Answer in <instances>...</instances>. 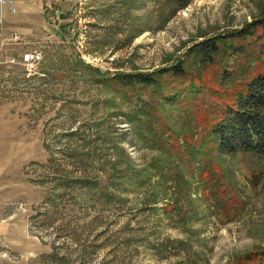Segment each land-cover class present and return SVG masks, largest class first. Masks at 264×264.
I'll use <instances>...</instances> for the list:
<instances>
[{"label": "rangeland", "instance_id": "rangeland-1", "mask_svg": "<svg viewBox=\"0 0 264 264\" xmlns=\"http://www.w3.org/2000/svg\"><path fill=\"white\" fill-rule=\"evenodd\" d=\"M62 17L68 37L30 44L36 71L0 61V264H240L264 248V157L193 162L161 128H188L182 109L108 81L192 66V46L248 28L264 0H71ZM241 44L247 72L264 65V39Z\"/></svg>", "mask_w": 264, "mask_h": 264}, {"label": "trees", "instance_id": "trees-1", "mask_svg": "<svg viewBox=\"0 0 264 264\" xmlns=\"http://www.w3.org/2000/svg\"><path fill=\"white\" fill-rule=\"evenodd\" d=\"M248 38L264 39V17L248 28L192 46L189 54L197 61L190 67L179 61L148 74H117L108 81L120 89H144L153 103L157 97H162L184 111L188 128L181 132L161 124L171 138L172 134L182 136L181 140L176 136L174 143L171 141L176 146L165 145L168 153L173 152L169 146L176 152L183 148L190 160L204 164H207V156L218 152L264 157V65L252 72L251 68L246 71L251 51L241 42ZM254 44L252 41L251 46ZM220 58L224 59L223 66L217 62ZM234 58L237 62L229 65ZM207 70L213 81L206 78ZM94 72L101 74L98 70ZM239 263L264 264V248L257 247L245 254Z\"/></svg>", "mask_w": 264, "mask_h": 264}, {"label": "crops", "instance_id": "crops-1", "mask_svg": "<svg viewBox=\"0 0 264 264\" xmlns=\"http://www.w3.org/2000/svg\"><path fill=\"white\" fill-rule=\"evenodd\" d=\"M16 12L0 5V61L13 57L19 59L22 53L31 49L30 44L39 39L47 40L53 35L63 40L69 36L65 29L66 14L71 0H12ZM58 11V13H55ZM12 35H18V43L10 42ZM3 61V60H2Z\"/></svg>", "mask_w": 264, "mask_h": 264}, {"label": "built area", "instance_id": "built-area-1", "mask_svg": "<svg viewBox=\"0 0 264 264\" xmlns=\"http://www.w3.org/2000/svg\"><path fill=\"white\" fill-rule=\"evenodd\" d=\"M1 6H6L8 11L15 13L16 8L12 0H0ZM55 13H58L56 11ZM20 40L18 35H12L10 38V42L18 43ZM43 60V54L39 49H30L26 50L25 53H22L19 59L13 57L9 60L11 64L22 65L25 70L30 75L32 72L36 71L39 63Z\"/></svg>", "mask_w": 264, "mask_h": 264}]
</instances>
